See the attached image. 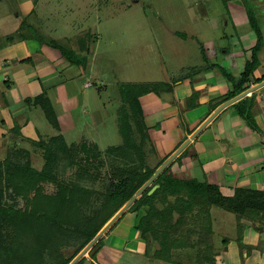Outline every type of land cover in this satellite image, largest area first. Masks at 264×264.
Here are the masks:
<instances>
[{
	"label": "rangeland",
	"instance_id": "1",
	"mask_svg": "<svg viewBox=\"0 0 264 264\" xmlns=\"http://www.w3.org/2000/svg\"><path fill=\"white\" fill-rule=\"evenodd\" d=\"M256 1L0 0V41L3 38L2 24L16 14L22 24L18 32L11 37L35 41L39 47L48 48L54 54H62L63 51L73 53L78 62L71 65V68L64 72V76L74 77L80 75L79 71L82 74L77 80L75 90L69 91V94L65 96L69 98L67 106L72 107L64 108L66 106L64 100L63 98L57 99L55 90L56 106L52 111H47V115L52 116L48 117L50 122L63 125L64 140L61 139L67 146V152L65 155H59V159L54 161L53 180L38 177L30 187H26L24 192L26 195L22 194L26 202L18 199L17 208L31 215L38 210L42 211L35 206L47 201L50 196L54 197L55 192L61 191L64 187L66 188L65 194L64 192L61 194L65 196V204L61 210L60 208L57 210L58 216L64 215L65 211L71 212L67 215H71V219L79 220L78 223L94 216L97 221L105 218L106 213L104 214V211L99 208L103 199H106L103 194L109 182L113 180L112 169L115 166H123L126 169L131 165L149 168L154 165L151 158L155 154L151 155L144 165L143 162L137 160L138 149L141 152L151 150L148 142L145 143L144 140L138 139L136 135V140H130L128 144L123 142L128 132L129 116L124 106V99L119 94L120 91L125 92L133 85H145L146 88L151 85V88L155 87L153 85L168 86L171 82H177L190 73L189 68H206L217 63L219 65L224 52L232 54L235 46L248 47L251 42L256 44V30L260 31L261 20L258 16L264 12V0H259L262 2L260 3L261 8ZM240 8L245 9V15L248 17L246 26H241ZM236 23H239V27ZM62 58L65 59L63 56ZM222 67L224 66H220ZM258 67L259 60L257 59L254 72ZM32 68H34L32 62L30 64L26 62L23 69L17 68V71L24 73L25 69L30 78ZM23 75L25 77V74ZM24 77L18 79V82L25 84ZM81 81H88L90 84L87 85H91L94 81L95 86L92 89H84L80 85ZM79 89L82 92L81 95H78ZM162 93L167 92L164 90L160 92L158 87L153 90L152 94L161 96ZM89 95L91 96L87 98ZM161 100L168 104L170 96L166 94ZM89 104L90 107H88ZM57 107L60 110L65 109L68 120L65 115L56 113ZM10 110L14 114L20 112L29 116L32 114L26 106L21 108V104ZM83 110L88 112L86 119L92 117L90 128L96 131L97 140H86L89 138L85 134L86 130H83L85 135L78 138L77 130L81 127L78 128L74 124L81 119ZM135 127L132 126L133 132L141 131ZM147 137H149L148 134ZM56 138L59 137L53 139ZM53 139L43 140V148L38 144L32 146L33 151L37 152L36 156L38 155L37 158L34 156L30 159L33 168L40 169L43 165V155ZM120 144L123 145V154L115 158H121L122 161H115L113 157L105 154L106 148ZM92 146L100 151V155H86L81 151L88 150ZM12 148L19 153L22 150L16 146H11L10 149ZM18 152L15 153L12 150L10 154L12 159L19 156ZM86 156H90L88 161H85ZM128 157L133 160L129 161ZM27 158L22 157L20 160L26 161ZM140 166L139 169H142ZM76 185L91 192L89 201H85V198H82L84 200L82 201L74 194L73 190ZM154 192L155 196L152 200L156 210L160 212L163 206L167 207L165 203H169L177 210L170 225L174 226L176 218H181L183 222L179 225V229L181 226L187 232L190 231L193 234V242L201 241L206 232L209 234L205 240L213 245L209 258H207V252L201 250L205 258L199 260L198 263L193 251L182 253V247L170 253V250L167 247L164 248L165 244L162 243L160 247L163 249L158 252L155 260L159 261L158 258H162L167 262L164 264H264V233H259L255 229V225L259 224L261 227L264 225V211L258 212L257 215L260 216L257 217H245L235 211L220 210L191 202V207L195 208L194 211L186 210L185 214H180L181 211L175 199H161L160 192L157 189ZM59 197L61 198V195ZM32 200L36 201L34 205L31 203L34 202ZM187 205L189 206L190 203ZM133 210L135 207L131 212ZM126 212L117 221L123 219ZM29 220L25 221V225L33 229L34 224ZM197 220L201 222L202 227ZM91 223L94 225V222ZM47 226L49 232H44L51 235L52 239L50 245L43 249L41 259H47L46 264H54L56 257L53 254H61L60 256L71 254L80 243V236L77 237L76 233L74 235L69 228L66 231L70 233L63 234L62 231H58L55 224L50 223ZM177 227H170V229L175 230ZM3 228L9 230L6 227ZM11 231H15V227ZM12 235L18 239L14 232ZM12 235H4L3 238L6 236L9 238ZM40 238L42 239H39L40 241L44 240L43 235ZM62 248H66L63 249V253ZM191 256L194 258H190ZM84 257L88 258V253ZM83 264H88V262Z\"/></svg>",
	"mask_w": 264,
	"mask_h": 264
},
{
	"label": "crops",
	"instance_id": "2",
	"mask_svg": "<svg viewBox=\"0 0 264 264\" xmlns=\"http://www.w3.org/2000/svg\"><path fill=\"white\" fill-rule=\"evenodd\" d=\"M260 3L262 2L256 1L261 8ZM239 11L242 13L241 26H246L248 17L245 15V9L240 8ZM258 17L261 20L259 34H256V44L251 42L248 47L235 46L232 54L224 52L223 58L219 60V65L224 66L221 68L224 73L217 69L189 68L190 73H187L184 78L171 82L168 86L164 85L160 89V92L163 89L167 92L162 93V97L166 94L170 96L168 104L164 103L159 95L149 94L141 97V110L155 161L165 162L222 105L215 107L216 103L233 89V84L241 80V73L246 62L251 61L252 50L256 46L259 48L257 55L259 67L248 77L241 93L256 86L257 78L263 77L264 12ZM21 24L18 15L15 14L1 26L3 38L0 41V161L11 154L12 150L15 153L18 152L13 148L11 150V146L21 148L20 154L30 160L31 157H38L37 152L32 149L36 141L51 140L55 137L64 140L63 125H53L48 118L52 116H46L45 108L50 112L56 106L55 90L57 99L63 98L66 105L64 108L72 107L67 106L69 98L65 96L77 87V80L81 78L80 75L82 76L81 71H79L80 75L74 77L64 76V72L68 71L71 65L62 58L60 53L54 54L50 49L41 48L35 41L29 39L21 40L11 37L18 32ZM236 25L239 27V23ZM26 62L28 64L32 62L34 65L30 78L25 69L24 73L17 71V68L23 69ZM228 75L234 83L228 79ZM21 77L25 78V84L18 82ZM87 84L90 83L88 81L80 83L84 89H92L95 86L94 81L91 85ZM81 94L79 89L78 95ZM246 97L254 98L249 113L255 128H251L246 119L238 115L237 110L232 107L233 104L225 108L190 141L180 153L185 151L180 161L173 163L180 156L179 154L172 162L173 164L171 163L170 174L174 178L215 185L224 197H232L236 190L264 191V86ZM19 104L21 108L26 106L32 113L31 116L22 112L16 114L10 112V109ZM189 104L190 107H188ZM69 111L71 114V110ZM56 113L65 115L68 120L65 109L60 110L57 107ZM87 113L83 110L81 119L74 124L78 128L81 127L77 130L78 138L86 134L89 136L86 140H97L96 131L90 128L92 117L86 119ZM59 125L61 129L57 127ZM83 130H86L85 134ZM175 213L177 212L172 214L171 220L174 219ZM253 216L260 215L256 213L251 217ZM134 217L133 212H127L123 219L117 221L115 226L101 237L102 246L95 259H89V261L93 264H164L166 261L162 258H158L159 261H157L153 256L157 246H153L151 237L148 240L143 239L141 233L135 230ZM170 221L169 227L178 226L175 230L172 229L179 242L176 250L183 247L182 253L193 251L196 260L198 256L203 255L202 251H208L203 241L209 233L203 231L202 240L193 242V234L190 231L187 232L181 226L179 229V225L183 222L181 218H176L174 226L170 225ZM255 229L259 233H264V225L262 227L259 224L255 225ZM172 251L174 250H170V253Z\"/></svg>",
	"mask_w": 264,
	"mask_h": 264
},
{
	"label": "trees",
	"instance_id": "3",
	"mask_svg": "<svg viewBox=\"0 0 264 264\" xmlns=\"http://www.w3.org/2000/svg\"><path fill=\"white\" fill-rule=\"evenodd\" d=\"M256 33L258 35L259 31L256 30ZM258 49L259 48H257V46L253 48L251 61L246 62L244 70L241 73V80L237 84H233V89L227 93L225 97L220 99V101L216 103L215 107L234 98L244 90L243 85L247 83L248 77L252 75L255 70L258 59ZM61 53V56H63L70 65L77 64L78 61L74 58L73 53L71 54L64 51ZM206 69H217L221 71V73H224L218 63L212 64L210 67H206ZM227 77H229L228 79L234 83L233 79L229 75ZM263 79L264 76L259 80H256V83L262 81ZM153 86L155 87L151 88V85V87L146 88L145 85H133L128 87L129 90L125 92L120 91L119 93L124 99V106L126 107V111H128L129 116L128 132H126L127 135L124 137L123 142L128 144L130 143V140H136V135L138 139L144 140L145 143L148 142V147L151 149L148 151L145 149L146 151L142 152L139 149L137 150V160L139 162H143V165L144 162L148 161L151 155L153 156L154 151L151 148L149 138L147 137V127L144 123L140 99L141 97L152 94L153 90H156L158 87L159 90L164 87V85ZM124 94L127 95L124 96ZM253 99V97H246L232 105V107L237 110L238 115L246 119L251 128H255L249 113L253 105ZM188 107H190V104ZM45 113L47 115L46 108ZM130 126L131 128L132 126H136L135 128L141 131L135 133L133 132V128L131 131ZM35 143L43 148L44 141L38 140V142L36 141ZM47 148V151L43 155L44 162L40 169L33 168L28 158L26 161L20 160L23 156L20 153L19 156L13 159L9 154L10 156L7 155L5 159L0 161V264H46L47 259H41V255H43V249L50 245V241L52 239L51 235L45 234L46 232H44L48 231L47 224L50 223L55 224L58 231H62L63 234H67L68 231L66 230L69 228V231L72 230L74 235L76 233L77 237L80 236V243L71 254L67 256L53 254V256L56 257V260L54 259V264H69L96 236L103 226L132 198V196L142 187V185L164 163L163 160L155 161L154 155V158H151L154 161V165L151 168L145 166L142 167L140 165L137 167L131 165L126 169L123 168V166H113V180L109 182L108 187L106 188L107 190L103 194L104 198L106 199H103V202L100 203L101 207L99 208L101 211L103 210L104 214L106 213L105 215L107 216H105V218L102 220L100 219L99 221H97L95 216L89 217L85 218V221L78 223L77 221L79 220L76 218L71 219V215H67L71 212L65 211L63 213L64 215L60 216H58L56 213L57 210L59 208L61 210L65 204L64 194L66 188L64 187L61 188L63 191L61 190L55 192L54 197L50 196L47 201L42 202L41 204L38 203V207L37 205L35 206L37 209H42V211L38 210L36 213L31 215L26 213L24 210L17 208L18 199H22L26 202V198L22 195L24 194L26 187H30L38 177H46L51 179L54 178V161L59 159V155H65L67 152V146L61 138L53 139L52 143H49ZM122 150L123 145L121 146L120 144L116 146H110L106 148L104 152L106 155L113 157L115 161H122L121 158H115L120 156L119 154H123ZM81 151L86 153V155H100V151L96 149L95 146L88 148V150L84 149ZM184 153L185 151L180 154V156L173 163H175L177 160L180 161V157L182 155L184 156ZM111 154L114 155L112 156ZM89 157L86 156L85 161H88ZM128 158L129 161L133 160L130 157ZM151 159L149 160L150 162ZM172 164L162 172V174L153 182V184L130 206V210L128 209L127 211L131 212L132 208L135 207V210H133V213L135 214L134 228L141 233L143 239L148 240V238L151 237L153 246L155 247L156 245L158 248H156L153 256H158V252L162 251L163 248L160 247L162 243L165 244L164 248L167 247L169 250H175L179 244L177 241L178 239H176L177 236L168 225L173 211H177L176 208L171 207L169 203H165V206H168H163V209L159 212L155 209L152 200V198L155 196V192L152 196L147 195L149 189L155 184L159 186L157 191L160 192L159 195L161 199H175L177 202V207L181 211L180 214H185L186 210H188V212L189 210L190 212L194 211L195 208L191 207V202L214 206L222 210L235 211L236 213L238 212L245 217L264 211L263 192L236 190L232 197H224L220 194L218 187L215 185H211L206 182L200 183L195 180H179L174 178L170 174V168ZM139 166L142 167V169H139ZM61 192H64V194H61ZM73 192L82 201H89L90 199L89 197L91 192L80 187L79 185L75 186V190H73ZM57 193L58 195H56ZM60 195L61 198L59 197ZM82 198L85 199L83 200ZM54 199L56 200L54 201ZM31 203H36V201ZM188 203H190L189 206L187 205ZM26 220H29L34 224L33 229L32 227L29 228L25 225ZM90 221L94 222V225H92ZM89 224H91V226ZM3 227L8 228L9 230ZM14 227L15 231H11ZM12 232L18 236V239L14 238ZM10 234L12 236L9 238L7 236L3 238L4 235ZM42 235L44 236V240L40 241L39 239H41L40 236ZM203 243L205 249L208 250L207 258H209V254L211 255L212 243L208 240L203 241ZM101 246L102 238L90 249L88 252V258L83 257L79 262H77V264H83L84 262L93 264V262H90L89 259H95V256L100 250ZM66 248H62L61 252ZM204 258V255H200L197 257V261ZM86 259H88V261H85Z\"/></svg>",
	"mask_w": 264,
	"mask_h": 264
},
{
	"label": "water",
	"instance_id": "4",
	"mask_svg": "<svg viewBox=\"0 0 264 264\" xmlns=\"http://www.w3.org/2000/svg\"><path fill=\"white\" fill-rule=\"evenodd\" d=\"M264 86V80L249 90L235 96L234 98L226 101L219 106L205 121L204 123L154 172V174L142 185V187L132 196V198L105 224V226L96 234V236L82 249V251L69 263L77 264L90 249L101 239V237L112 227V225L125 213L130 206L153 184V182L162 174V172L174 161V159L186 148L200 131L222 110L230 105L243 99L250 93ZM159 186H153L148 195H151Z\"/></svg>",
	"mask_w": 264,
	"mask_h": 264
}]
</instances>
